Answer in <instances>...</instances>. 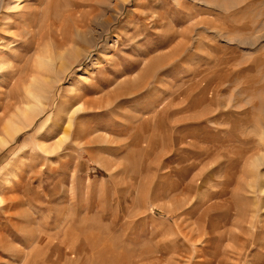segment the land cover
Listing matches in <instances>:
<instances>
[{
    "label": "rangeland",
    "instance_id": "obj_1",
    "mask_svg": "<svg viewBox=\"0 0 264 264\" xmlns=\"http://www.w3.org/2000/svg\"><path fill=\"white\" fill-rule=\"evenodd\" d=\"M1 137L0 264H264V0H0Z\"/></svg>",
    "mask_w": 264,
    "mask_h": 264
},
{
    "label": "bare ground",
    "instance_id": "obj_2",
    "mask_svg": "<svg viewBox=\"0 0 264 264\" xmlns=\"http://www.w3.org/2000/svg\"><path fill=\"white\" fill-rule=\"evenodd\" d=\"M87 1V0H86ZM216 1V0H215ZM225 1V0H224ZM227 1V0H226ZM230 1V0H229ZM249 1V0H248ZM256 3V2H255ZM220 6L219 7H223V8H225L227 5H226V3H222L221 2V4H219ZM225 6V7H224ZM217 7V6H216ZM200 11V10H199ZM218 11V10H217ZM220 11V10H219ZM222 11V10H221ZM84 12V11H83ZM80 13V12H79ZM88 13V12H87ZM86 13V14H87ZM81 14H83V13H81ZM85 14V13H84ZM83 16V15H82ZM81 17V16H80ZM29 25H31V23H29ZM50 26V25H49ZM50 28V27H49ZM49 30V29H48ZM63 30V29H62ZM46 31V30H45ZM44 32V31H43ZM42 32V33H43ZM47 32V31H46ZM42 33H41V35H42ZM63 33H65V31L63 32ZM63 33L61 32V35H63ZM44 34V33H43ZM65 35V34H64ZM61 36L62 38H63V40H61L59 43H58V45L60 46V47H62L63 45H65V43H66V41L68 40V38L66 37V36ZM68 42V41H67ZM176 44V43H175ZM174 46H176V45H174ZM175 48V47H174ZM174 48H172V49H174ZM181 48V47H180ZM179 48V49H180ZM178 50V49H177ZM75 51V50H74ZM173 52V51H172ZM62 56V55H61ZM80 56H81V54L80 53H77V52H74L69 58L67 57V59H66V61L60 66V69L58 70L59 71V74L58 75H60V74H63V73H65V70L72 64V63H74V62H76V60L78 59V58H80ZM57 60V59H56ZM43 68V67H42ZM45 69V68H44ZM55 75V74H54ZM38 80V79H37ZM39 81V80H38ZM37 83V81H36V79H35V77H34V79L32 80V84H30V86H29V89L32 91V89H36V87L38 86V84H36ZM39 83H40V81H39ZM39 87V86H38ZM38 89H42L43 90V88H38ZM39 90V91H40ZM33 91H35V90H33ZM33 91H32V93H33ZM46 92V91H45ZM36 93V92H35ZM47 93V92H46ZM29 94V93H28ZM75 96V95H74ZM2 110V109H1ZM35 113H36V110H35V108L34 107H31V106H26V108L24 109V112H23V114H22V118L24 119V121L26 122H28V123H30V122H32V121H30V119H32L33 118V116L35 115ZM9 123V122H8ZM14 122H12V123H9V124H7V126L5 127V135H6V137H8V139H11V138H9V137H11V136H13V135H15L16 133H17V131H19L20 130V127H19V125L18 124H13ZM62 139V138H61ZM8 142V140H7V138H3V137H1L0 138V145H4L5 143H7ZM8 144V143H7Z\"/></svg>",
    "mask_w": 264,
    "mask_h": 264
}]
</instances>
